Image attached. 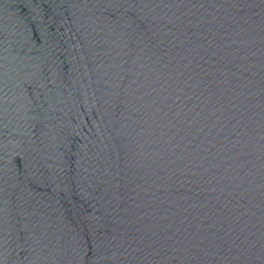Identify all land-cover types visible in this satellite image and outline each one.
<instances>
[{"label": "water", "instance_id": "1", "mask_svg": "<svg viewBox=\"0 0 264 264\" xmlns=\"http://www.w3.org/2000/svg\"><path fill=\"white\" fill-rule=\"evenodd\" d=\"M0 264H264V0H0Z\"/></svg>", "mask_w": 264, "mask_h": 264}]
</instances>
